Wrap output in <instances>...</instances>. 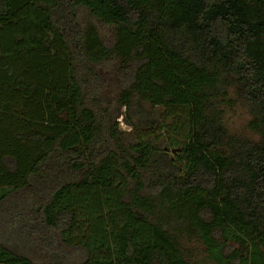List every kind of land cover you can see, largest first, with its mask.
<instances>
[{
    "label": "trees",
    "instance_id": "1",
    "mask_svg": "<svg viewBox=\"0 0 264 264\" xmlns=\"http://www.w3.org/2000/svg\"><path fill=\"white\" fill-rule=\"evenodd\" d=\"M194 239L264 264V0H0V264H193Z\"/></svg>",
    "mask_w": 264,
    "mask_h": 264
},
{
    "label": "rangeland",
    "instance_id": "2",
    "mask_svg": "<svg viewBox=\"0 0 264 264\" xmlns=\"http://www.w3.org/2000/svg\"><path fill=\"white\" fill-rule=\"evenodd\" d=\"M78 17L79 22L84 29H87L90 26H94L107 45L112 46V44H114L117 37V27L115 25H107L97 21L90 14V12L83 7L78 8ZM98 70L104 97L110 104V108L113 111L116 121L119 123L120 129L123 130V132H130L132 130V125L126 117V107L121 106L118 103L119 84L117 62L115 61L109 64H104L102 67H99ZM229 93V100L224 105V123L227 129L229 130V132L235 135H244L249 138H258L259 135L253 132L249 126L251 120L253 119L252 113L240 101L237 94L234 92V89H231ZM157 108L159 109V111H156V113H162L163 118H165L164 109L161 107ZM148 110L150 109L148 108ZM153 116H156L157 118L159 117L160 120L162 118L159 115ZM124 118H126L127 122L124 121ZM172 118V116L168 117L169 120ZM175 153H177L175 149H169V158L174 160ZM184 246L187 251V258H189V260L193 264H215L208 258L205 246L198 240H189L185 242Z\"/></svg>",
    "mask_w": 264,
    "mask_h": 264
},
{
    "label": "water",
    "instance_id": "3",
    "mask_svg": "<svg viewBox=\"0 0 264 264\" xmlns=\"http://www.w3.org/2000/svg\"><path fill=\"white\" fill-rule=\"evenodd\" d=\"M124 121L127 122L126 118H124Z\"/></svg>",
    "mask_w": 264,
    "mask_h": 264
}]
</instances>
